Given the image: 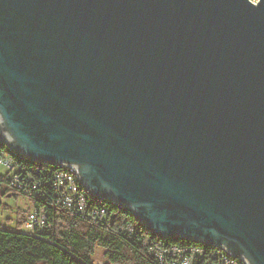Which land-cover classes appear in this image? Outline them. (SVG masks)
<instances>
[{
	"label": "water",
	"instance_id": "1",
	"mask_svg": "<svg viewBox=\"0 0 264 264\" xmlns=\"http://www.w3.org/2000/svg\"><path fill=\"white\" fill-rule=\"evenodd\" d=\"M0 139L264 264V0H0Z\"/></svg>",
	"mask_w": 264,
	"mask_h": 264
},
{
	"label": "trees",
	"instance_id": "2",
	"mask_svg": "<svg viewBox=\"0 0 264 264\" xmlns=\"http://www.w3.org/2000/svg\"><path fill=\"white\" fill-rule=\"evenodd\" d=\"M1 146L6 147L0 142ZM16 159L28 168L31 165L39 168L34 176L42 182L40 188L43 195L39 198L31 197V200L33 204L45 207L53 230L50 239L45 240L20 231L25 218L17 221V227H10L0 220V264H94L93 254L97 247L104 249L106 260L103 264H160L148 252L151 242L155 238L161 239L160 236L130 210L107 200H93L89 194L88 201H98L106 206V221L97 223L53 208L56 166L39 160H23L20 156H16ZM0 182L5 184L8 191L22 193L10 185L8 174L0 173ZM128 224L134 229L132 236L124 231ZM162 240L168 244L195 243L179 237Z\"/></svg>",
	"mask_w": 264,
	"mask_h": 264
},
{
	"label": "built area",
	"instance_id": "3",
	"mask_svg": "<svg viewBox=\"0 0 264 264\" xmlns=\"http://www.w3.org/2000/svg\"><path fill=\"white\" fill-rule=\"evenodd\" d=\"M0 142L6 145V147H0V167L4 168V174L9 175L10 185L29 198L41 197L43 195L40 188L42 182L41 180L39 182V178L34 176L39 168L33 165L28 168L25 164L20 163L16 156H20L23 160L37 159L15 149L6 141L0 139ZM52 165L56 166L53 179L56 197L52 202L53 208L86 217L97 223L106 221V206L98 201L96 203L88 201V194L93 197V200H98V198L81 182L74 165L67 163ZM100 200H107L130 210L127 205L114 198L107 197ZM33 207L25 218L20 231L49 240L53 224L47 218L45 207L35 204ZM124 231L132 236L134 229L131 224H128ZM159 238L161 239L155 238L151 242L148 252L154 255L160 264H246L244 259L230 253L220 245L209 244L204 241H194L193 244H168L162 240L166 239L165 237L160 236Z\"/></svg>",
	"mask_w": 264,
	"mask_h": 264
},
{
	"label": "rangeland",
	"instance_id": "4",
	"mask_svg": "<svg viewBox=\"0 0 264 264\" xmlns=\"http://www.w3.org/2000/svg\"><path fill=\"white\" fill-rule=\"evenodd\" d=\"M5 170L0 167V173ZM33 202L29 196L15 191L7 190L3 182H0V220L10 227H17V221L27 218L33 209ZM24 224V223H23ZM23 224L19 226L23 227ZM94 264H103L106 260L104 249L97 247L93 254Z\"/></svg>",
	"mask_w": 264,
	"mask_h": 264
},
{
	"label": "bare ground",
	"instance_id": "5",
	"mask_svg": "<svg viewBox=\"0 0 264 264\" xmlns=\"http://www.w3.org/2000/svg\"><path fill=\"white\" fill-rule=\"evenodd\" d=\"M19 191V190H18Z\"/></svg>",
	"mask_w": 264,
	"mask_h": 264
}]
</instances>
